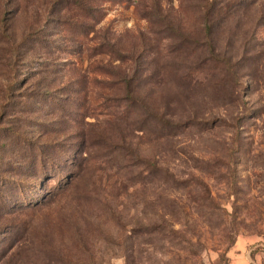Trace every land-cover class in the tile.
<instances>
[{
	"label": "rangeland",
	"instance_id": "1",
	"mask_svg": "<svg viewBox=\"0 0 264 264\" xmlns=\"http://www.w3.org/2000/svg\"><path fill=\"white\" fill-rule=\"evenodd\" d=\"M54 1L0 0V264H264V0Z\"/></svg>",
	"mask_w": 264,
	"mask_h": 264
},
{
	"label": "trees",
	"instance_id": "2",
	"mask_svg": "<svg viewBox=\"0 0 264 264\" xmlns=\"http://www.w3.org/2000/svg\"><path fill=\"white\" fill-rule=\"evenodd\" d=\"M117 1H123V0H117ZM59 2V7L56 11L52 10L53 13H60L65 7L69 8L73 5L76 7V10L82 11V13L86 14L87 16H91L95 19L94 12H93V7L91 4H88L86 0H55L53 3ZM70 4V5H69ZM242 5H247V0H204L201 8V20H202V26H203V32L204 36L207 40L208 47H211L212 49V30L216 23H219L226 19L229 14H231V11H235ZM1 11V9H0ZM5 13L6 10L5 8L2 9V13L0 15V28L1 32L0 35L4 36V41L8 42L9 41V34L6 31V26L3 23L5 20ZM96 21V19H95ZM89 28V27H88ZM91 31H94V28H90ZM39 31L33 32L32 34L29 35H24L19 42L16 44L18 47L23 48L22 51L19 52L18 47L16 46L15 49L11 51V54L8 55V59L12 58L14 55L16 57L24 56L30 52L31 49L34 47L35 42H39L41 40L40 35L38 34ZM50 33V32H47ZM0 41H2V36H0ZM11 42V41H10ZM11 43H14L11 42ZM111 44V43H110ZM102 47V46H100ZM99 52H109V53H114L115 50L113 49H108V50H102V48L97 49ZM213 53V50H210ZM29 61V60H27ZM136 69L131 73L129 77L126 78L125 82H131L136 74ZM31 76H27L25 78V81L30 78ZM20 80L17 78L13 79L11 82V86L17 85ZM19 85V84H18ZM10 94V92H9ZM11 95V94H10ZM9 95V97H10ZM3 111V110H2ZM0 111V114L1 112ZM2 179L0 178V181ZM16 193V194H15ZM24 195L28 198L25 199ZM28 196V194L24 193L23 191L20 192H11V193H5L0 191V203L1 205L6 204V205H18L21 206L23 204H28V203H37V198H32Z\"/></svg>",
	"mask_w": 264,
	"mask_h": 264
}]
</instances>
